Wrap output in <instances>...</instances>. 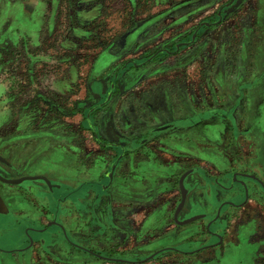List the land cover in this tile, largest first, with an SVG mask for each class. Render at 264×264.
Returning <instances> with one entry per match:
<instances>
[{
  "label": "rangeland",
  "instance_id": "1",
  "mask_svg": "<svg viewBox=\"0 0 264 264\" xmlns=\"http://www.w3.org/2000/svg\"><path fill=\"white\" fill-rule=\"evenodd\" d=\"M29 1L0 0V144L10 138L5 147L21 162L30 165L33 152L54 160L63 155L72 166L111 161L91 136L87 115L107 99L114 76L130 61L140 66L125 72L120 96L94 117L105 139L109 123L115 130L148 121L161 126L191 110L199 120L204 114L202 124L181 137L201 146L191 153L211 163L181 156L176 178L197 168L213 180L226 175L228 185L236 174L264 183V0H41L37 9L26 7ZM115 41L117 49L110 47ZM221 125L219 143L203 141L208 126L217 131ZM243 182L250 190L246 203L239 185L221 193L239 204L225 210L224 248L241 254L221 260L224 248L192 257L169 250L145 264H264V190ZM164 195L172 202L176 196ZM168 214L167 233L174 230ZM202 230L205 238L195 248L213 242Z\"/></svg>",
  "mask_w": 264,
  "mask_h": 264
},
{
  "label": "flooded vegetation",
  "instance_id": "2",
  "mask_svg": "<svg viewBox=\"0 0 264 264\" xmlns=\"http://www.w3.org/2000/svg\"><path fill=\"white\" fill-rule=\"evenodd\" d=\"M40 4L41 0H30L25 6L37 9ZM197 36L194 34L193 40ZM134 38L131 34L129 39ZM113 46L117 49L116 41L110 47ZM181 46L176 48L175 53ZM110 47L109 51L112 50ZM115 53L118 54V50ZM164 53L174 54L168 50ZM156 55L159 54L153 55L150 60L157 58ZM131 66L140 65L129 61L120 68L113 78L107 99L87 115L91 136L100 150L112 156L111 161L100 158L95 160V165L87 167L85 162L79 161L72 166L71 160L63 155L57 154L59 158L54 160L53 155L33 152L30 165H26L5 147L10 138L1 140L4 151H0V264H145L169 250L192 257L205 251L221 253V249L227 247L223 216L228 207L236 208L239 204L236 198L223 200L221 193H233L239 185L243 188L246 203L250 190L243 181L253 180L263 190L264 183L254 175L236 174L235 181L232 178L228 185L226 175L213 180L197 168L188 169L177 179L175 174L182 165L181 156L190 158L193 155L196 160H203L202 164L211 163L208 156L191 153L192 150H202L201 146L181 137L192 135L191 127L202 124L204 114L199 115V120L197 113L191 110L173 118L178 121L161 126L148 121L142 124L143 127L132 123L115 130L109 123L106 134L110 139H105L94 123V117L120 96L122 78ZM122 122L120 117L118 123L121 126ZM207 128L209 131L206 129L201 138L216 145L219 143L218 134L225 125L217 131L213 126ZM35 148L36 145L33 151L37 150ZM184 176L186 201L176 220L183 198L180 182ZM138 177L151 186L153 181L161 180L165 187L151 201L133 195L127 206L120 204L116 207L114 187L117 180L120 178L128 182ZM166 193L169 198L176 195L173 202L170 199L164 201ZM122 198L127 200L124 194ZM137 201L144 206L135 205ZM168 211L172 214L174 230L167 233ZM196 217L199 219L184 224ZM199 227L203 228L206 236L213 238V242L195 248L205 238L199 235ZM152 231L161 233L149 240L147 237ZM170 243L175 248L165 246ZM161 245L163 248L160 247L149 258H139L150 246ZM133 247H136L135 250H128ZM190 247L192 249L187 250ZM239 251L235 253L225 249L220 258H235L241 254Z\"/></svg>",
  "mask_w": 264,
  "mask_h": 264
},
{
  "label": "crops",
  "instance_id": "3",
  "mask_svg": "<svg viewBox=\"0 0 264 264\" xmlns=\"http://www.w3.org/2000/svg\"><path fill=\"white\" fill-rule=\"evenodd\" d=\"M143 167H145L143 165ZM157 169H164L160 167H156ZM155 169V168H154ZM138 179H141V183ZM134 178L131 181H124L122 179H118L116 186L114 187V193L116 194L117 200L114 202L116 203V207L123 205V207L127 206L130 201H132L130 196H138L140 195L142 199L144 200H152L156 196V193L163 190L165 187V184L161 180H155L152 182V186L148 182H144L142 178ZM148 180V179H147ZM150 181V180H149ZM172 188V187H171ZM126 195L127 200L123 199L122 196ZM121 197V198H120ZM121 204V205H120ZM139 206H144L142 203L137 201Z\"/></svg>",
  "mask_w": 264,
  "mask_h": 264
},
{
  "label": "water",
  "instance_id": "4",
  "mask_svg": "<svg viewBox=\"0 0 264 264\" xmlns=\"http://www.w3.org/2000/svg\"><path fill=\"white\" fill-rule=\"evenodd\" d=\"M184 179H185V176L182 178V180H181V182H180V188H181V191H182V196H183V198H182V203H181V205L179 206V208H178V210H177V213H176V220H177V216H178V214H179V211L183 208V206H184V204H185V201H186V194H187V192H186L185 187H184ZM9 183H17V182H9ZM198 219H199L198 217L193 218V219H191V220H188L187 222H184V224L191 223V222H193V221H195V220H198Z\"/></svg>",
  "mask_w": 264,
  "mask_h": 264
}]
</instances>
